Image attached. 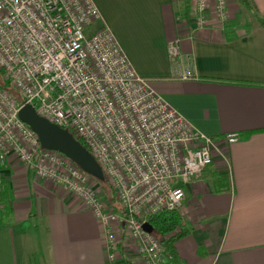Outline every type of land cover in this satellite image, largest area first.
Here are the masks:
<instances>
[{"label":"crops","instance_id":"1","mask_svg":"<svg viewBox=\"0 0 264 264\" xmlns=\"http://www.w3.org/2000/svg\"><path fill=\"white\" fill-rule=\"evenodd\" d=\"M94 1L136 71L195 130L239 134L227 166L215 155L185 187L188 233L169 264H264V29L252 15L238 19L237 0L227 22L211 13L201 28L178 22L193 14L190 0ZM250 1L264 16V0ZM0 177V264H109L104 228L77 197L13 157ZM121 230L118 264H139Z\"/></svg>","mask_w":264,"mask_h":264},{"label":"built area","instance_id":"2","mask_svg":"<svg viewBox=\"0 0 264 264\" xmlns=\"http://www.w3.org/2000/svg\"><path fill=\"white\" fill-rule=\"evenodd\" d=\"M230 1L190 0L193 14L178 22L201 28L211 13L227 22ZM95 22L101 27L87 34ZM168 53L179 55V39ZM0 71L20 97L0 86V167L13 157L77 197L104 228L109 264H118L121 229L139 264H169L143 224L180 209L185 187L215 155L227 166L239 134L195 130L136 71L94 0H0ZM26 104L86 147L117 208L96 191L91 175L61 152L41 148L18 117Z\"/></svg>","mask_w":264,"mask_h":264},{"label":"water","instance_id":"3","mask_svg":"<svg viewBox=\"0 0 264 264\" xmlns=\"http://www.w3.org/2000/svg\"><path fill=\"white\" fill-rule=\"evenodd\" d=\"M18 117L37 134L42 149L61 152L95 180L105 181L102 169L95 158L72 133L39 116L29 104L23 105L19 109ZM143 228L145 231L152 233L153 228L150 223L145 222Z\"/></svg>","mask_w":264,"mask_h":264},{"label":"trees","instance_id":"4","mask_svg":"<svg viewBox=\"0 0 264 264\" xmlns=\"http://www.w3.org/2000/svg\"><path fill=\"white\" fill-rule=\"evenodd\" d=\"M237 1L239 2L240 6L247 9L251 13V15L254 17V19L257 22V26L264 29V16H260L256 13L251 1L250 0H237ZM0 79H1L0 86L6 88L9 91L8 88H12V87L10 83L4 78L2 71H0ZM17 97H19V95ZM16 99L19 100L20 97ZM81 145L83 144L81 143ZM103 183L107 185L106 181H104ZM108 188H109V194L111 193L110 195L111 196L113 195L112 198L113 200L111 201V203L108 202L107 200L106 201L110 204H113V202L115 201L114 194L110 189V187ZM105 196L108 195L105 194ZM149 223L153 228L152 234L155 235L161 241L162 246L164 247L165 255L168 262L175 261L176 252H175L174 244L177 240H179L188 233V229L185 228L184 224L182 223V217L179 213V210L176 209L172 211H164L159 214H156L150 218Z\"/></svg>","mask_w":264,"mask_h":264},{"label":"rangeland","instance_id":"5","mask_svg":"<svg viewBox=\"0 0 264 264\" xmlns=\"http://www.w3.org/2000/svg\"><path fill=\"white\" fill-rule=\"evenodd\" d=\"M240 7H242V6H240ZM241 14H244V16L246 14L251 15V13L247 9H245L243 7L241 8L240 12L237 13L238 19H241V17H240ZM239 23H240L239 25L235 26L237 29H247L248 28V24H246L245 22H239ZM90 33L91 32H90V29H89L87 34H90ZM0 84H1V79H0ZM8 89L16 98H19V97H17L18 94L15 92V90L13 88H8ZM107 185L105 183H103V182H99V181L96 180L95 183H94V188L96 189V191L99 194H102V196H104L108 202L111 203V201L113 200L112 199L113 196H111L109 194V188H108L109 184L107 183ZM105 194H107L108 196H105ZM113 203H115V202H113Z\"/></svg>","mask_w":264,"mask_h":264}]
</instances>
